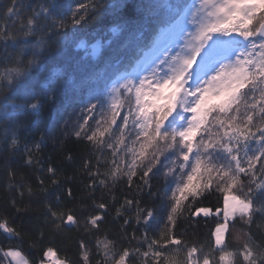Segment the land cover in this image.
I'll use <instances>...</instances> for the list:
<instances>
[{
	"label": "snow or ice",
	"instance_id": "1",
	"mask_svg": "<svg viewBox=\"0 0 264 264\" xmlns=\"http://www.w3.org/2000/svg\"><path fill=\"white\" fill-rule=\"evenodd\" d=\"M23 7L24 0H12L0 23V124L38 114L45 102L54 103L58 95L66 96L70 90L87 92L81 111L88 116L74 135L101 153L94 165L91 159L83 165L91 177L92 207L101 211L85 218V231L99 232L105 220L108 205L96 202L97 186L107 188L111 181L114 187L124 181L131 188L138 181V195L147 189L155 197L151 176L160 171L157 166L166 152L175 156L165 166L164 175L173 177L175 188L167 197L166 223L159 238L148 240L147 228L155 213L141 207L138 198L125 194L116 209L119 220L121 209L135 207L134 219L123 217L121 229L130 223L142 225L148 251L118 249L117 240L106 234L91 246L81 237L76 241L79 264H93V255L98 257L95 264H129L136 253L141 259L151 255L152 264H264V232L260 238L247 232L236 249L226 242L234 221L249 229L264 225V0H89L69 13L58 11L51 0L33 9L26 19L21 16ZM101 16L114 25L113 35L126 33V41L112 50L104 69L77 79L76 73L84 70L79 64L57 62L64 56L65 42L70 43L74 35L66 31L67 21L73 28L82 27ZM53 34L60 45L55 53ZM146 36H150L147 42ZM112 43L108 41L109 46ZM77 47L86 57L97 59L104 44L80 41ZM43 91L50 95L38 98ZM97 113L95 127L88 128ZM0 135L8 140L6 132ZM44 142L41 133L34 145L36 153ZM9 148L21 150L17 133ZM105 149L110 150V158L102 155ZM23 151L25 164L40 165L50 180L46 183L38 177L35 188L23 180L14 184L16 172L9 169L13 220L33 210V198L49 195V183L53 187L61 183L54 166L49 163L44 169L27 144ZM67 159H72L70 153ZM214 192L222 198V207L215 213L221 220L213 233L214 243L205 251L202 245L182 241L175 229L185 213L188 217L211 214L212 209L198 201ZM66 195L72 198L71 188ZM55 199L57 205L62 203L60 195ZM39 220L55 232L80 225L72 209L54 208L48 202ZM0 234L17 241L0 246V264H76L67 253L61 256L55 245L46 243L51 237L41 223H33L32 230L25 232L22 224L18 230L4 216ZM131 239H137L135 233Z\"/></svg>",
	"mask_w": 264,
	"mask_h": 264
},
{
	"label": "trees",
	"instance_id": "2",
	"mask_svg": "<svg viewBox=\"0 0 264 264\" xmlns=\"http://www.w3.org/2000/svg\"><path fill=\"white\" fill-rule=\"evenodd\" d=\"M49 2L51 0H24L21 16L26 19L32 14L33 9H38L40 5ZM184 2L192 3L194 0H184ZM11 3L12 0H0V23L4 22L5 13ZM55 3L58 6V11L69 13L70 10L76 9L80 3H89V0H55ZM9 23H12V18H9ZM112 27L114 25L109 22V18L103 16L97 17V19L87 25L82 27L76 26L75 28H73L71 21L68 20L66 31L70 34L74 33V35L71 37L70 43L65 42L64 56L57 58V62L61 65L65 61H71L74 66L79 64L84 70L76 73L77 79L83 78L89 72L104 69L112 50L124 44L127 38L126 33L113 35L111 32ZM149 39L150 36H146V42ZM56 40L57 38L53 34L51 39L53 53L60 47V45L56 44ZM110 40L113 41L111 46L108 44ZM80 41H84L87 44H94L97 41L102 42L104 44L102 55L97 59L86 57L84 50L77 47ZM0 47H2V44H0ZM47 95H50V93L43 91L40 92L38 98H43ZM86 103V91L70 90L66 96L58 95L54 103L45 102L43 109L38 114L19 117L8 121L6 124H0V133L6 132L8 137V140H3L2 135H0V219L4 216L9 217L10 224L16 225L18 230H21L22 224L23 231L25 232L32 230L33 223H41L46 236L51 237V240L46 241V243L50 242L55 245L59 249V255L61 256L67 253L71 259L76 261V264H79V249L76 241L81 237L91 246L96 238L102 239L103 235L106 234L109 239L117 240L118 249L124 247L134 250L139 247L141 253L148 251L147 240L143 238L145 229L142 225L137 226L134 223H130L126 230L121 229L123 217H132L134 219L135 207L121 209V219L119 220L116 218V209L120 208V205L124 202L125 194H127L129 199L138 198L141 201V207L152 208L155 213L154 220L151 222L150 227L147 228L148 240L159 238V233L164 229L166 223L167 206L169 203L167 197L171 195V191L175 188L173 177H166L164 175L166 171L165 166L169 164V158L175 159V156L170 152H166L165 156L161 157V165L157 166L160 171L151 176V191L157 193L155 197L149 196L147 189H145L144 194L138 195L136 188L138 181H134L131 188H128L124 181H120L114 187L111 181H109V187L107 188L97 186L95 192L96 202L102 201L108 205L105 220L100 225L99 232L95 230L91 232L85 231V218L89 214L101 211L92 207L93 201L88 188L91 177L86 174L83 167L86 159H91L94 165L97 156L101 155V153L94 150L83 138L78 139L74 135L75 131L83 123V119L88 116L86 111H81ZM98 118L99 115L97 113L93 120H89L88 128L95 127L94 121ZM117 123L119 124L120 121L117 120ZM128 131L132 133L131 127ZM13 133H17L21 138L20 151L14 152L9 148V142ZM41 133L44 134L45 142L41 145L38 153H36L34 145L40 141ZM105 139H108V137H105ZM132 139H134V133L129 137L128 142L130 143ZM24 144H27L28 148L34 150L36 159L43 161L44 169L50 163L58 170L57 175L61 183L59 187H53L49 183V195L47 197L41 195L33 198V210L26 213L22 218L17 217L13 220L11 217L16 214L9 204L10 196L14 194L8 191L9 169L16 172L13 180L14 184H18L23 180L25 184H30L35 188L38 187V177L43 178L46 183L50 180V175L46 171L41 170L40 165L33 164L29 166L25 164L26 153L23 151ZM69 153L72 156L71 160L67 159ZM102 155L105 158H110V150L105 149ZM104 168L105 166L101 165V171ZM67 188H71L73 193L72 198L67 197ZM56 195L62 197L60 205L56 204ZM113 196L115 199H113ZM27 200L26 193L25 202ZM45 202L51 203L54 208L72 209L80 219L79 227L55 232L51 225H43L39 217L44 211ZM198 203L200 206L209 207L212 211L216 212L218 207H222V198L220 194L214 192L207 198H201ZM261 219L259 215L256 217L257 222H260ZM220 220L221 216H217L214 213L208 216L201 214L199 217H188L187 213H185L178 219L175 232L182 241L189 244L202 245L205 251H207L208 247L214 243L213 233ZM249 231H252L256 234L257 238H260V234L264 232V225L257 227L254 224L249 229L247 225L239 220L234 221L229 225L226 242L232 249L239 248L243 240L247 238L246 233ZM125 232L126 236L124 235ZM133 233H135L137 239H131ZM181 233L182 235H180ZM16 243V240H9L3 234H0V246L6 248L9 244L15 245ZM23 243L25 249H27V236ZM93 251L95 252V249ZM181 255L183 254L181 253ZM91 259L93 264H95L98 257L93 255ZM129 264H152L151 255L141 259L140 253H136L135 259H130Z\"/></svg>",
	"mask_w": 264,
	"mask_h": 264
},
{
	"label": "rangeland",
	"instance_id": "3",
	"mask_svg": "<svg viewBox=\"0 0 264 264\" xmlns=\"http://www.w3.org/2000/svg\"><path fill=\"white\" fill-rule=\"evenodd\" d=\"M87 44V43H86ZM95 44V43H94ZM88 45H91V44H88ZM215 214L216 212H214V211H212V213L211 214ZM203 215V214H202ZM210 215V214H209ZM181 258H182V255H181Z\"/></svg>",
	"mask_w": 264,
	"mask_h": 264
}]
</instances>
